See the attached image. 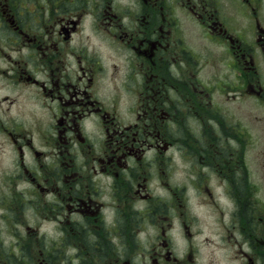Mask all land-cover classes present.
Here are the masks:
<instances>
[{
	"label": "flooded vegetation",
	"instance_id": "flooded-vegetation-1",
	"mask_svg": "<svg viewBox=\"0 0 264 264\" xmlns=\"http://www.w3.org/2000/svg\"><path fill=\"white\" fill-rule=\"evenodd\" d=\"M21 1L0 0V264H204L198 237L208 264H264L231 110L264 106V0H233L248 29L208 0Z\"/></svg>",
	"mask_w": 264,
	"mask_h": 264
},
{
	"label": "rangeland",
	"instance_id": "rangeland-1",
	"mask_svg": "<svg viewBox=\"0 0 264 264\" xmlns=\"http://www.w3.org/2000/svg\"><path fill=\"white\" fill-rule=\"evenodd\" d=\"M34 1L35 0H33L32 2H28V1H21V2H26L25 5L28 6V8L32 9V11L37 10L36 12H39V11L43 10V7L38 6L36 4V2H34ZM208 1L210 2V5H211L209 7V9H217L218 10L217 15L219 17H221L222 20H223V18H225L224 15H227L228 17L231 18V19H229V18L227 19L230 23L233 22L234 20H236L239 23V26H240V24L242 25V23H243V26H245L247 24V20L244 19L245 17H240V15H238V13H236L235 8H234V4H233L234 3L233 0L232 1L231 0H218V1L208 0ZM95 5H96V0H90V6L94 7ZM2 23H3L2 18H0V27L4 26V24H2ZM90 26H91V24H88V27H89L88 30H90ZM245 27H247L246 29L249 28L248 26H245ZM39 29L42 30V26H40ZM39 29L37 30V32H40ZM195 30L197 31V28ZM0 34L4 35V32L0 31ZM4 36H6V35H4ZM201 40H200V42L205 41V43H208L207 39L202 40V41ZM91 42L97 43L96 40H92ZM99 44H100V42H99ZM115 46L117 48L113 51L112 50H106V49L104 50V52H106V54L110 57L111 61L109 63H112V65H117L120 61V58L124 54V52L122 51L123 48L121 46H119L118 44H115ZM212 47L214 49L213 44H211V46L209 48H212ZM109 51L111 52L112 56H111ZM102 53H103V51H102ZM211 53H210V58L213 59V56ZM112 57L114 58V60H112ZM6 66L7 65L5 63H2L3 68H5ZM214 72H215L214 67L212 65L210 66L209 64H207L206 69L204 70V73L202 75L203 79H205L206 81H210V77H213ZM129 83L130 84H125L123 86L122 91H120V93H122L125 97H127L125 99V101L128 103V105L133 106L134 103L137 102L138 98L135 97V93H137L139 91L140 86L138 84H137L138 86H135V85L131 84V82H129ZM259 84L264 88V70L261 71ZM3 93L6 94L5 92H3ZM217 102L220 103L221 100H217ZM238 105H239L238 103L236 105H231L232 106V109H231L232 113L234 111H236L235 114L233 115V117L237 116L238 119H241V121L246 124V126L248 127V129L250 130V132L252 134V139L254 140V142H253L251 149L249 150L248 158L250 160V164L252 166V169L255 171L254 179H257V183H258L257 189H264V106L261 103H257V104L256 103L255 104L249 103V104H247V102L246 103L242 102L241 106H238ZM247 127H243V129L245 130V129H247ZM183 179H184V177L181 173L176 174V176H175L176 181L181 182ZM172 180L174 183H177L174 180V178H172ZM199 215L202 218V213H200ZM210 232H212V231L207 232V234L210 236L214 235V233H210ZM197 243L199 246L198 248L200 249L199 256L204 261V264H208L207 260L210 256V253H209V249L203 243V237H198ZM186 244H187V242H186ZM180 245H185V243H180ZM223 259H224V262H226L225 258H223Z\"/></svg>",
	"mask_w": 264,
	"mask_h": 264
}]
</instances>
